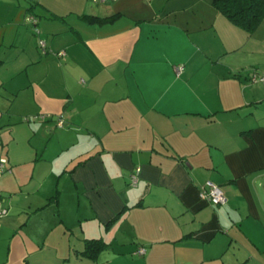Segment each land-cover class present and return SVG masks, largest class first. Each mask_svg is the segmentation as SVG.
<instances>
[{"label":"crops","instance_id":"crops-1","mask_svg":"<svg viewBox=\"0 0 264 264\" xmlns=\"http://www.w3.org/2000/svg\"><path fill=\"white\" fill-rule=\"evenodd\" d=\"M212 2L0 0V264H264V20Z\"/></svg>","mask_w":264,"mask_h":264},{"label":"trees","instance_id":"trees-1","mask_svg":"<svg viewBox=\"0 0 264 264\" xmlns=\"http://www.w3.org/2000/svg\"><path fill=\"white\" fill-rule=\"evenodd\" d=\"M212 6L229 22L247 33L254 32L264 20V0H213ZM86 19L90 22L104 23L112 22L116 18L97 19L88 17ZM0 199L5 198L0 196ZM104 247H106L105 244L100 240H88L85 241V249L82 254L95 258Z\"/></svg>","mask_w":264,"mask_h":264},{"label":"built area","instance_id":"built-area-1","mask_svg":"<svg viewBox=\"0 0 264 264\" xmlns=\"http://www.w3.org/2000/svg\"><path fill=\"white\" fill-rule=\"evenodd\" d=\"M94 1L104 3V2L115 1V0H94ZM26 20L29 24L33 26L34 32L36 34H40V30L37 27L36 18L34 16H29L27 17ZM39 47L42 53H46V43L44 40H41V39L39 40ZM60 55H62V53ZM182 69L183 68L181 66L177 68L176 70L177 75H179L182 72ZM261 80L264 81V78H262ZM57 124L59 127L63 125V115L59 116V118L57 119ZM6 163H7L6 159H3V158L0 159V177L6 173V168H5ZM139 174H140V169L136 168L130 177L131 185L134 186L137 184L138 179H139ZM199 197L201 200L213 206H223L227 202L221 188L212 182H207L201 188L199 192ZM5 201H6L5 199H0V219L4 217L5 215H7V209L3 207V204L5 203ZM138 253L143 255L145 253V249L140 248Z\"/></svg>","mask_w":264,"mask_h":264},{"label":"rangeland","instance_id":"rangeland-1","mask_svg":"<svg viewBox=\"0 0 264 264\" xmlns=\"http://www.w3.org/2000/svg\"><path fill=\"white\" fill-rule=\"evenodd\" d=\"M17 136L20 137L21 143H19V144H24V143H29V140H30L29 137L31 135L28 136L26 132L21 131V132H19V134ZM43 138H44V135L42 134V139H40V143L37 144V147H39V146L44 147V144L46 143L47 139H43ZM43 142H45V143L43 144ZM46 154H49V153L47 152ZM23 160H26L27 161L28 159L24 157ZM26 164L23 165V169H25V170L27 169ZM26 172H27V170H26ZM0 196H2L3 198H5L6 201H7L8 196H5L4 194H2V195L0 194Z\"/></svg>","mask_w":264,"mask_h":264}]
</instances>
